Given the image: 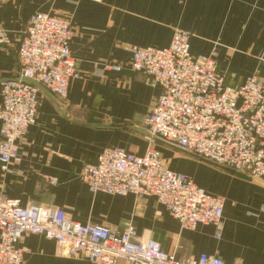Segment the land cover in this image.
I'll use <instances>...</instances> for the list:
<instances>
[{
  "label": "crops",
  "instance_id": "1",
  "mask_svg": "<svg viewBox=\"0 0 264 264\" xmlns=\"http://www.w3.org/2000/svg\"><path fill=\"white\" fill-rule=\"evenodd\" d=\"M36 12L70 20L71 54L80 78L70 84L65 101L40 88L36 123L21 146V162L7 173L0 169V196L22 205L63 208L83 225L123 230L132 224L139 236L177 259L207 254L224 264H264L262 182L155 144L167 169L225 200L217 240L212 226L181 230L153 197L93 195L77 177L104 148L138 156L148 149L144 120L159 89L127 68V47L166 48L178 28L191 34V54L215 51V68L226 85H239L253 74L264 79V0H2L0 30L8 42L0 45V82L16 75L19 40ZM103 65H119L122 71L103 70ZM45 177L58 183L50 185ZM20 246L27 249L23 264H91L57 256L54 242L39 235L25 236Z\"/></svg>",
  "mask_w": 264,
  "mask_h": 264
},
{
  "label": "built area",
  "instance_id": "2",
  "mask_svg": "<svg viewBox=\"0 0 264 264\" xmlns=\"http://www.w3.org/2000/svg\"><path fill=\"white\" fill-rule=\"evenodd\" d=\"M73 34L68 19L41 12L29 18L17 48L16 75L0 82L3 173L21 162V146L36 123L40 88L65 101L70 84L80 78L71 54ZM190 38L189 32L176 28L166 48H126L131 55L127 68L159 89L144 120L148 149L138 156L120 147L104 148L96 163L82 165L77 177L93 195L153 197L181 230L212 226L219 240L225 200L199 188L191 177L167 169L155 144L264 183V79L253 74L239 85H226L215 68V51L191 54ZM7 42L0 30V45ZM103 70L120 72L122 67L103 65ZM45 180L58 183L56 178ZM29 234L54 242L57 256L91 264H224L207 254L177 259L153 239L139 236L132 224L123 230L83 225L63 208L22 205L19 199L0 196V264L24 263L27 249L20 243Z\"/></svg>",
  "mask_w": 264,
  "mask_h": 264
}]
</instances>
